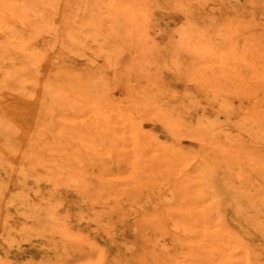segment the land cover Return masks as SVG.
Segmentation results:
<instances>
[{
	"label": "rangeland",
	"instance_id": "374dc122",
	"mask_svg": "<svg viewBox=\"0 0 264 264\" xmlns=\"http://www.w3.org/2000/svg\"><path fill=\"white\" fill-rule=\"evenodd\" d=\"M0 3V264H264V0Z\"/></svg>",
	"mask_w": 264,
	"mask_h": 264
},
{
	"label": "bare ground",
	"instance_id": "6f19581e",
	"mask_svg": "<svg viewBox=\"0 0 264 264\" xmlns=\"http://www.w3.org/2000/svg\"><path fill=\"white\" fill-rule=\"evenodd\" d=\"M6 1H7V0H6ZM53 2H54V1H53ZM3 3H4V2H3ZM11 3H12V2H11ZM11 3H10V7L8 6L7 2H6V4H5V5H7V6H4V5L2 4V6H3V7H2V11L6 12V13H13V12L18 11V12H20L21 14H24V18L27 17L29 9H25V8H24V10L21 9V8H20V9H15V8H14V4H16L17 2H16V3L14 2V3H13V6H11V5H12ZM32 3H34V2H32ZM0 4H1V3H0ZM18 4H19V3H18ZM34 5H35V4H34ZM15 7L17 8L16 5H15ZM115 7H116V6H115ZM36 8H37V7H36ZM0 9H1V8H0ZM45 9H47V8H45ZM42 10H43V9H42ZM42 10H41V11H42ZM2 11H1V12H2ZM1 12H0V13H1ZM38 13H39V12H38ZM41 14H42V13H41ZM43 14H44V10H43ZM43 14H42V15H43ZM44 15H45V14H44ZM42 17H43V16H42ZM93 17H94V16H93ZM107 18H108V17H107ZM107 18H106V19H107ZM27 19H28V18H27ZM91 19H93V18H91ZM94 19H95V17H94ZM94 19H93V20H94ZM46 20H47V19H46ZM95 20H97V19H95ZM49 21H50V19H49ZM82 22H83V21H82ZM95 22H96V21H94V24H98V23H95ZM0 23H1V22H0ZM34 23H35V22H34ZM92 23H93V21H92ZM99 23H101V22L99 21ZM2 24H4V23H1V26H0L1 28H3V27H2V26H3ZM94 24H92V25L94 26ZM101 24H103V23H101ZM7 25H9V24H7ZM41 25H43L44 27H47V26L49 25V22H47V21H43ZM99 25H100V24H99ZM10 26H11V25H10ZM96 26H97V25H96ZM5 27H6V26H5ZM97 27H98V26H97ZM6 28H7V27H6ZM121 28H123V27H121ZM124 28H125V27H124ZM129 28H130V27H129ZM125 29H126V28H125ZM41 30H42V29H41ZM104 30H106V29H104ZM119 30H121V29L118 28V31H119ZM108 31H109V30H108ZM129 31H130V29H129L127 32H129ZM123 32H124V31H123ZM37 33H39V32H37ZM128 34H130V33H128ZM33 35H34V33H33ZM35 35H36V34H35ZM37 35H38V34H37ZM121 35H122V34H121ZM133 35H134V34H133ZM133 35H132V36H133ZM119 36H120V35H119ZM182 36H183V34H182ZM123 37H124V36H123ZM128 37H129V36H128ZM190 37H191V36H190ZM121 38H122V37H121ZM129 38H130V37H129ZM129 38H128V39H129ZM188 38H189V37H187V39H188ZM191 38H192V37H191ZM125 39H126V38H125ZM189 39H190V38H189ZM189 39H188V40H189ZM71 40H72V39H71ZM117 40H118V39H117ZM185 40H186V39H183V41H185ZM190 40H195V39L192 38V39H190ZM190 40L187 41V43L190 44ZM195 41H196V40H195ZM197 42H198V41H197ZM181 43H182V41H181ZM183 43H184V46H185L186 41L183 42ZM193 43H194V42H193ZM193 43H191V46H190V47H193V46L195 45V46H194V48H195L197 43H195V44H193ZM192 44H193V45H192ZM70 45H71V43H70ZM200 45H201V44H200ZM71 46H73V45H71ZM198 46H199V45H198ZM198 46H197V48H198ZM187 47H188V46H187ZM200 47H201V46H200ZM202 47H204V46H202ZM185 48H186V47H185ZM204 48H205V47H204ZM216 48H217V47H216ZM75 49H76V48H75ZM77 49H79V47H78ZM205 49H207V48H205ZM207 50H208V49H207ZM207 50H206V51H207ZM215 50H216V49H215ZM218 51H219V50H218ZM200 52H201V50H200ZM215 52L218 53L217 51H215ZM201 53H202V52H201ZM207 53L209 54V51H208ZM210 53L212 54V55L209 54L210 56H214V55H213L214 52H213V53L210 52ZM184 56H186V55H184ZM195 56H196V55H194V57H195ZM182 57H183V55H182ZM196 57H198V56H196ZM38 58H39V56H38ZM36 59H37V58H36ZM185 59H186V57H185ZM209 59H210V58H209ZM212 59H216V61H217L218 58H212ZM37 60H38V59H37ZM210 60H211V59H210ZM18 61H19V60H18ZM28 61H30V59H28ZM211 61L216 62V61H214V60H211ZM218 61H219V60H218ZM218 61H217V62H218ZM38 62H39V61H38ZM33 65H34V64H33ZM11 69H12V68H11Z\"/></svg>",
	"mask_w": 264,
	"mask_h": 264
}]
</instances>
